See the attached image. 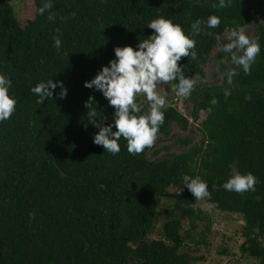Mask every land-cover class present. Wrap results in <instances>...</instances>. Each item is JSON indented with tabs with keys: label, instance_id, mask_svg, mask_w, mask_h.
<instances>
[{
	"label": "trees",
	"instance_id": "obj_1",
	"mask_svg": "<svg viewBox=\"0 0 264 264\" xmlns=\"http://www.w3.org/2000/svg\"><path fill=\"white\" fill-rule=\"evenodd\" d=\"M29 1L21 27L10 3L0 0V74L11 79L9 94L17 100L11 118L0 122V264H197L201 256L181 249L198 244L192 234L198 222L206 231L209 223L186 187L167 193L183 187L182 174L207 182V201L217 212L241 217V251L264 264V0H231L227 8H213L219 0ZM45 2L53 7L37 14ZM211 15L221 19L219 27L205 28L213 35L193 36L192 23ZM158 17L179 24L196 41L197 60L178 62L194 79L203 77L210 53L219 41L227 42L232 28L260 20L261 51L250 75L236 67L232 84L223 75L221 85L197 84L183 100L192 104V122L206 112L198 145L177 154L166 148L152 161L146 157L151 148L132 156L121 138L120 152L112 155L93 143L98 129L88 123L84 105L94 97L97 119L107 117L105 125L112 123L114 109L83 84L115 59V47L135 49L150 36L147 24ZM224 56L215 58L222 73L232 69L219 64ZM49 79L62 81L68 95L55 98L57 88L52 100L37 104L30 89ZM225 90L231 93L227 98ZM162 111L158 137H167L172 124L183 131L190 127L175 107ZM236 172L254 174L255 191H225L221 185ZM160 211L163 221L152 239Z\"/></svg>",
	"mask_w": 264,
	"mask_h": 264
},
{
	"label": "clouds",
	"instance_id": "obj_2",
	"mask_svg": "<svg viewBox=\"0 0 264 264\" xmlns=\"http://www.w3.org/2000/svg\"><path fill=\"white\" fill-rule=\"evenodd\" d=\"M230 4L231 0L227 2L219 0V3L213 4L212 7L227 8ZM52 7L50 2H45L37 10V14L43 15ZM47 18L49 21L55 20L52 13H49ZM220 24L221 19L217 15H211L206 20L197 19L191 25V34L198 36L203 32L204 35L212 36L213 33L205 31V28L215 29ZM147 27L153 30L150 36L140 40L135 49L131 46L115 47L113 49L115 59L110 60L107 66H102L93 79L83 84L87 89L99 91L108 105L114 109L112 123L105 125L107 117L97 119L98 111L94 97L89 96L84 105L88 123L98 129L93 136V143L102 146L104 151L112 155L120 152L121 138L126 141V150L132 156H137L155 145L160 127L165 120L162 108L167 103L165 94L158 88L171 84L172 90L182 102L191 96L196 87L197 80L186 76L184 67L178 63L182 57L197 60V53L194 50L196 41L186 35L179 24H174L163 17L152 19ZM56 31L59 33V29ZM53 40L54 47L60 52L61 39L57 35ZM220 51L230 53L231 63L248 76L261 49L256 39L250 38L245 34L243 27L237 26L228 31L227 43L221 45ZM223 63L224 60L221 59L219 64ZM216 70L220 71L219 66ZM223 75L227 78V83L232 84L233 77L238 75V72L229 69L225 70ZM11 87V79L6 74H0V122L9 120L16 111L17 100L9 94ZM57 88L59 92L55 93V98L65 99L68 95L67 88L59 80L38 82L30 91L38 97L36 103L41 105L46 100L54 98ZM230 95V91H224L225 98ZM141 96L146 101V110L137 103V98ZM245 99L250 100L251 97L246 96ZM216 103L217 101L213 99L212 104ZM258 182V178L251 172L246 174L236 172L221 187L228 192L244 194L255 191ZM181 183L183 187L176 191L177 194L186 187L196 201L211 198L207 182L201 177L182 174Z\"/></svg>",
	"mask_w": 264,
	"mask_h": 264
},
{
	"label": "rangeland",
	"instance_id": "obj_3",
	"mask_svg": "<svg viewBox=\"0 0 264 264\" xmlns=\"http://www.w3.org/2000/svg\"><path fill=\"white\" fill-rule=\"evenodd\" d=\"M263 1V0H258ZM13 7L14 16L19 24L23 27L25 23L26 14L31 10V5L29 0H7ZM260 20H254L250 25L244 27L245 34L250 38L257 40V29ZM227 40V37H225ZM223 43L219 41L217 47L210 53L208 63L203 67V77H196L197 84L199 85H221L223 81V73L217 71V65L215 63V58L219 55L220 47ZM227 43V42H226ZM231 54L225 53L224 61L227 66L235 69V66L231 63ZM162 94H165L166 105L163 109L168 106L175 107L184 117L189 119L190 127L188 130H181L176 124H172L170 134L166 136L158 137L155 145L147 154V159L156 160L164 156L168 148V154H177L188 150L190 147L198 145L201 136L199 131V124L205 119L206 112L199 113L198 122H192L191 112L192 104L181 102V99L176 96L175 92L172 90V85H164L158 88ZM137 103L141 107L147 109L146 101L144 97H138ZM184 139H190L188 145L180 144L179 141ZM153 151H157L158 155H155ZM168 194H175L176 190L174 188H169L167 190ZM166 200V199H165ZM165 200H161L159 207L162 208ZM196 207L205 213L207 217L209 228L208 231L205 230V223L198 222L197 228L192 232L194 239L198 241V244L194 245L189 243V247H184L181 252H188L192 256H201L202 260L197 264H257L258 261L248 256L244 255L241 251V244L244 242L242 236L243 221L239 215L220 213L217 212L214 207L207 201H196ZM161 211L157 215L156 229L154 234L150 238L155 239L158 237L157 230L160 229L163 218L160 217ZM187 225V222H184ZM186 227V226H185ZM202 236V237H201ZM201 238V239H200ZM264 246V239L262 241Z\"/></svg>",
	"mask_w": 264,
	"mask_h": 264
}]
</instances>
